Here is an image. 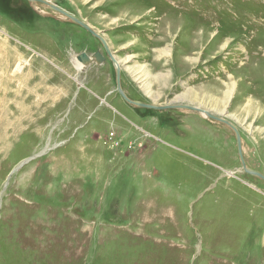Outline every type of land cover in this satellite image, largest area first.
Returning a JSON list of instances; mask_svg holds the SVG:
<instances>
[{
	"label": "rangeland",
	"instance_id": "rangeland-1",
	"mask_svg": "<svg viewBox=\"0 0 264 264\" xmlns=\"http://www.w3.org/2000/svg\"><path fill=\"white\" fill-rule=\"evenodd\" d=\"M48 1L104 35L131 99L232 121L264 174V0ZM0 46V264H264L233 129L125 101L99 38L40 4L0 0Z\"/></svg>",
	"mask_w": 264,
	"mask_h": 264
},
{
	"label": "water",
	"instance_id": "water-1",
	"mask_svg": "<svg viewBox=\"0 0 264 264\" xmlns=\"http://www.w3.org/2000/svg\"><path fill=\"white\" fill-rule=\"evenodd\" d=\"M30 3H35V4H40L42 6H44L45 8H48L54 12H57L61 15H63L64 17H67L68 19H70L72 22H75L76 24L80 25L82 28H84L88 33H92L95 37L99 38V40L101 41V43L103 44L104 50H106L108 56L112 59L115 67H116V84H118V92L120 93V95L122 96V98L125 101H128L129 103L135 105L136 107L139 108H150V109H155V110H162V109H170V108H186L195 112H200L202 114H205L206 117L210 118V119H215L217 121H220L222 123H224L225 125H227L228 127H230L231 129H233L234 133H236V143H237V150H238V154L240 156L241 159V163H242V167H244V170L246 173L248 174H252L256 177L261 178L264 181V174H262L261 172H259L256 169H253L252 167H248L246 165L245 159H244V154H243V150H242V136L241 133L239 132L237 126L232 122L227 120L226 118H224L223 116L217 115V114H213L210 111L204 109V108H200V107H194V106H190L187 104H179V105H175V104H162V105H157L154 103H148V102H142V101H137V100H133L131 99L128 94H126L125 90L122 87L121 84V71L122 68L119 66V64L117 63V60L113 54V51L110 49V46L107 43V40L105 39L104 35H102V33H98L92 26H90L86 21H84L83 19H81L80 17L76 16V15H72L71 13H69L67 10H65L64 8H62L60 5H58L57 3H52L48 0H28ZM99 54L97 53L95 54L96 56V61H101L99 59ZM79 61L83 62V63H91L93 61V58H90L89 55H87L86 53H82L78 56ZM90 59H92V61H90Z\"/></svg>",
	"mask_w": 264,
	"mask_h": 264
},
{
	"label": "bare ground",
	"instance_id": "bare-ground-1",
	"mask_svg": "<svg viewBox=\"0 0 264 264\" xmlns=\"http://www.w3.org/2000/svg\"><path fill=\"white\" fill-rule=\"evenodd\" d=\"M108 43V42H107ZM109 45V44H108ZM0 48L3 50V46H0ZM13 53V52H12ZM113 54H114V52H113ZM114 56H115V54H114ZM99 58H103V56L102 55H99L98 56ZM2 58H4V56H2V55H0V60H2ZM115 58H116V56H115ZM90 60H92V59H90ZM116 60H117V58H116ZM5 62V61H4ZM9 62L10 61H7L6 62V64H5V67H6V70H8V72H10L11 71V69H12V67L10 68V66H9ZM117 63L119 64V66H120V62L117 60ZM80 64H87V63H83V62H81L80 61ZM78 68L79 69H82L81 68V65H79L78 66ZM21 69H22V65L20 64V63H18V64H16L15 66H14V68H13V74L15 75V71H21ZM3 72V71H2ZM4 73V72H3ZM4 76V75H3ZM26 78V77H25ZM6 80V79H5ZM6 83L7 82H5V81H2V80H0V87H2L3 89L5 88L6 89V87H5V85H6ZM12 86L10 85V88H11ZM27 88H29V87H27ZM1 90V89H0ZM2 92V91H1ZM22 92V91H21ZM29 92V91H28ZM7 93L8 92H6V96H7ZM15 93H17V94H15L14 95V98L16 99V97L18 96V98L20 99V97H21V94H20V90L18 91H15ZM24 95V94H23ZM31 95V94H30ZM1 96L3 97V94L2 93H0V98H1ZM26 97H27V95H26ZM1 99H3V98H1ZM3 101V100H2ZM16 101V100H15ZM19 102V101H18ZM3 103V102H2ZM16 105V104H15ZM16 107V106H15ZM170 109H176V108H170ZM4 112V111H3ZM204 116H205V114H203Z\"/></svg>",
	"mask_w": 264,
	"mask_h": 264
}]
</instances>
